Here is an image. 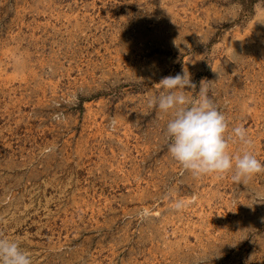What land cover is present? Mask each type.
I'll use <instances>...</instances> for the list:
<instances>
[{"label": "rangeland", "instance_id": "obj_1", "mask_svg": "<svg viewBox=\"0 0 264 264\" xmlns=\"http://www.w3.org/2000/svg\"><path fill=\"white\" fill-rule=\"evenodd\" d=\"M184 72L264 162V0H0V238L32 264H264V173L192 177L148 107Z\"/></svg>", "mask_w": 264, "mask_h": 264}, {"label": "clouds", "instance_id": "obj_2", "mask_svg": "<svg viewBox=\"0 0 264 264\" xmlns=\"http://www.w3.org/2000/svg\"><path fill=\"white\" fill-rule=\"evenodd\" d=\"M156 85L163 91L148 99V107L169 117L164 131L168 152L185 172L197 179L231 173L236 183L264 173V162L254 154L247 129L238 125L229 133V121L209 97L205 81L197 92V85L184 72L163 77ZM192 91L196 95L189 97L187 92ZM233 137L243 145L235 155L229 151ZM175 207L179 210L183 205ZM0 264H32V259L16 241L0 238Z\"/></svg>", "mask_w": 264, "mask_h": 264}]
</instances>
